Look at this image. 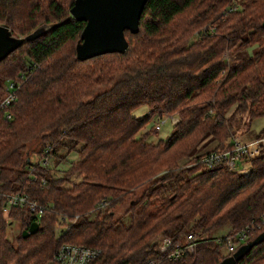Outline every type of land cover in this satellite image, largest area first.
<instances>
[{
	"label": "trees",
	"instance_id": "16d2710c",
	"mask_svg": "<svg viewBox=\"0 0 264 264\" xmlns=\"http://www.w3.org/2000/svg\"><path fill=\"white\" fill-rule=\"evenodd\" d=\"M73 1L0 0V25L13 35L56 24L0 62V101L22 76L0 110V264H56L64 243L97 248L88 264H220L233 252L212 232L249 227L247 242L264 230V150L248 175L195 161L264 116V0H146L138 32L124 30V53L82 61ZM140 105L150 110L138 117ZM151 113L178 116L166 139L141 131ZM205 137L211 147L196 150ZM20 191L45 211L13 206L5 220L3 194ZM189 233L192 253L167 260L157 250L159 237L183 244ZM232 264H264V239Z\"/></svg>",
	"mask_w": 264,
	"mask_h": 264
},
{
	"label": "built area",
	"instance_id": "2783aa9c",
	"mask_svg": "<svg viewBox=\"0 0 264 264\" xmlns=\"http://www.w3.org/2000/svg\"><path fill=\"white\" fill-rule=\"evenodd\" d=\"M22 76H19L16 80H9L5 87L6 94L0 101V110L5 108L15 98V90ZM10 114H6V118H9ZM165 117H169L172 123L178 121L176 114L163 115L162 120L154 125L155 130H159L161 125L165 123ZM264 150V135H255L252 139L243 141L239 136H232L229 140L227 147L208 150L198 156H196V164H201L207 167L219 166L224 167L230 172H236L242 175H248L251 171V158ZM48 161V155L43 157L42 162ZM4 203L2 208L3 218L8 220V213L11 207H27L30 212L39 217L45 211V207L41 205L37 200L29 198L25 192L16 193H4ZM261 219L264 222V212L261 214ZM66 219L59 217V222L55 226L56 230H59L63 225L62 223ZM70 220V222H72ZM249 227L241 229L231 235L223 236L219 238L218 242L225 247L226 253L234 252L235 249L242 244L248 237ZM194 237L191 233L186 235V240L183 244L174 243L169 237H159L157 239V250L167 260H177L189 253H192L195 249L196 242L193 241ZM99 253L97 248L87 247L79 244L64 243L56 250L54 255V261L56 264H88L90 260L95 258ZM145 264H156L154 258H147Z\"/></svg>",
	"mask_w": 264,
	"mask_h": 264
},
{
	"label": "water",
	"instance_id": "95a60500",
	"mask_svg": "<svg viewBox=\"0 0 264 264\" xmlns=\"http://www.w3.org/2000/svg\"><path fill=\"white\" fill-rule=\"evenodd\" d=\"M145 2L146 0H74L69 9L70 15L75 20L84 22L80 38L75 45L76 58L82 61L104 53H124L128 46L124 30L138 32V21ZM55 25L42 24L24 36L13 35L7 26L0 25V62L24 43L35 39ZM37 227V223L33 222L22 234L32 233ZM263 239L264 230L253 239L240 244L232 256L220 264H232L234 259L243 256Z\"/></svg>",
	"mask_w": 264,
	"mask_h": 264
},
{
	"label": "rangeland",
	"instance_id": "374dc122",
	"mask_svg": "<svg viewBox=\"0 0 264 264\" xmlns=\"http://www.w3.org/2000/svg\"><path fill=\"white\" fill-rule=\"evenodd\" d=\"M207 26L208 25H203L201 29L203 30ZM24 59H26V57ZM26 60H28V59H26ZM17 78H18V76L15 77L14 80H16ZM149 110L150 109L148 106L140 105L133 110V114L135 116L140 117V116H144L145 114H147L149 112ZM163 115H171V114L164 113ZM161 120H162V118H160L156 113H151L149 115V117L147 118V120H146L143 128L141 129V131L151 130L152 128H154V125L157 122H160ZM173 125L174 124L172 123L171 119L169 117H165V123L161 125V128L159 130L152 131L148 135L147 140L152 141V142H156L157 140L166 139L168 137V135L172 132ZM263 126H264V116L253 119L250 123L240 125V127L236 128L235 131H236L237 136L240 137V139H242L243 141H246V140L252 139L257 133H259L261 131V129L263 128ZM207 140H208V137H205L204 139H202L196 145V150L201 151V150H205V149H208L209 147H211L210 145H207V146L205 145ZM62 151H64V150L62 149ZM31 159H32V161H38L39 160L38 156H36L35 154L31 155ZM74 159H76L75 151H73L67 155L66 161H63V162L57 164V166L55 167V170H54L55 171L54 174L56 176H60L62 173L61 171L68 168L70 162L73 161ZM49 165H52L51 162ZM125 208H126L125 202L119 203L114 208L115 214H120ZM9 228H10L9 236H11L12 231L17 232L18 231L17 221H12V223L9 225ZM228 229H229V226L225 225V226L215 230L214 232H212L211 236L217 237V238L223 237L226 235ZM244 242L245 241H243L241 243H244ZM222 251L225 252L224 246H222Z\"/></svg>",
	"mask_w": 264,
	"mask_h": 264
}]
</instances>
